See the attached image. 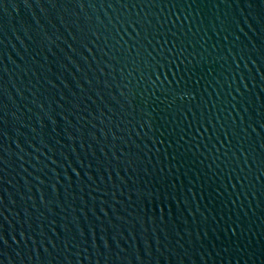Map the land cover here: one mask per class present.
Instances as JSON below:
<instances>
[{
	"label": "water",
	"instance_id": "1",
	"mask_svg": "<svg viewBox=\"0 0 264 264\" xmlns=\"http://www.w3.org/2000/svg\"><path fill=\"white\" fill-rule=\"evenodd\" d=\"M0 264H264V0H0Z\"/></svg>",
	"mask_w": 264,
	"mask_h": 264
}]
</instances>
